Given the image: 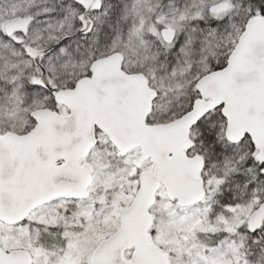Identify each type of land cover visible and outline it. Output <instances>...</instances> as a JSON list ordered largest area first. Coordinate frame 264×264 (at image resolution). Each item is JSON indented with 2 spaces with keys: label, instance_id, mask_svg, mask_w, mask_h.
Wrapping results in <instances>:
<instances>
[{
  "label": "snow or ice",
  "instance_id": "1",
  "mask_svg": "<svg viewBox=\"0 0 264 264\" xmlns=\"http://www.w3.org/2000/svg\"><path fill=\"white\" fill-rule=\"evenodd\" d=\"M0 264H264V0H0Z\"/></svg>",
  "mask_w": 264,
  "mask_h": 264
}]
</instances>
